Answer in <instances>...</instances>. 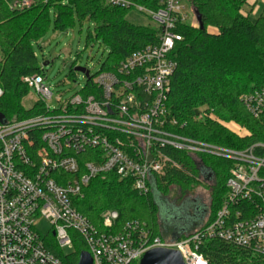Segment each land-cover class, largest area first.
<instances>
[{
  "label": "built area",
  "instance_id": "built-area-1",
  "mask_svg": "<svg viewBox=\"0 0 264 264\" xmlns=\"http://www.w3.org/2000/svg\"><path fill=\"white\" fill-rule=\"evenodd\" d=\"M6 1L11 10L24 11L38 0ZM156 1L153 9L108 0L112 6L131 8L154 20L158 42L131 53L115 71L85 75L82 91L61 107L52 110L47 105L52 93L42 74L23 78L38 95L42 111L0 121V264H65L36 229L39 219L50 224V235L62 252L74 250L71 232H77L93 264H139L153 249L178 251L184 264H208L201 251L208 240L223 241L264 259V143L232 150L166 128L167 122L169 127L177 124L174 118L166 119V104L177 67L170 54L182 41L178 28L199 25L194 7L188 11L184 0ZM3 95L0 86V99ZM241 101L264 122V89L245 94ZM199 112L200 117L207 116L205 107ZM207 117L218 121L213 113ZM165 148L189 153L197 165L202 154L232 162L226 195L211 222L207 219L184 238L163 240L137 221L113 231L119 214L112 210L102 214L104 230H99L73 206V199L91 180L108 173L129 180L140 195H148L152 175L181 168L162 153ZM88 152L89 161L78 158Z\"/></svg>",
  "mask_w": 264,
  "mask_h": 264
},
{
  "label": "trees",
  "instance_id": "trees-1",
  "mask_svg": "<svg viewBox=\"0 0 264 264\" xmlns=\"http://www.w3.org/2000/svg\"><path fill=\"white\" fill-rule=\"evenodd\" d=\"M132 4L156 9V0H127ZM202 17L204 29L183 25L178 28L182 41L170 54L176 63L171 78L166 119L174 118L175 126L166 128L192 140L209 145L245 150L255 143H264V122L255 119L245 108L241 98L255 90L264 89V14L251 21L245 14L247 0H190ZM55 12V29L66 30L78 16L96 24V39L101 37L110 46L111 53L101 71H115L131 53L158 42L154 28L135 26L126 20L133 10L115 7L108 0H38L31 8L13 11L6 0H0V86L4 91L0 99V113L5 120L22 119L42 111L36 103L25 110L22 102L29 94L23 78L42 74L32 42H38L51 24L50 12ZM216 28L214 34L208 28ZM90 86V83L88 84ZM205 114L213 113L218 121ZM222 122H234L249 132L240 138ZM162 153L181 168H168L164 174L152 175L148 195H140L129 180L114 173L96 176L73 206L99 230H104L102 214L112 210L119 214L116 227L127 223H145L161 239H181L196 229L181 232L179 229L162 231L159 198L166 199L172 188L186 192L189 187L201 184L200 170L189 153L170 148ZM91 154H80L86 161ZM201 165L213 174L214 186L208 211L211 222L226 195V183L232 162L207 154L200 155ZM89 161V158H87ZM198 229V228H197ZM74 250L64 254L52 235L46 243L49 249L65 264H77L84 241L72 231ZM208 264H264V259L248 251L219 240H208L201 249Z\"/></svg>",
  "mask_w": 264,
  "mask_h": 264
},
{
  "label": "rangeland",
  "instance_id": "rangeland-1",
  "mask_svg": "<svg viewBox=\"0 0 264 264\" xmlns=\"http://www.w3.org/2000/svg\"><path fill=\"white\" fill-rule=\"evenodd\" d=\"M253 1H256L255 13L251 12L249 6L247 10L250 13L251 21H256L264 14V0ZM183 3L188 11L193 9L189 0H184ZM192 16L190 14L189 23L193 22ZM126 20L135 26L154 29L157 27L154 20L140 14L137 10L129 13L126 16ZM50 21L51 24L45 35L38 42L33 41L32 45L41 67L42 75L45 78L44 84L52 93L51 99L46 103L52 110H55L73 95L81 92L86 85L85 74L77 72L75 69H85L90 76H96L101 71L103 63L107 61L111 48L103 38L98 37L96 39V24L89 19H79L78 16H75L73 24L63 31L55 29L54 11L50 12ZM196 22H198L197 17ZM217 31L216 28H208L209 33L215 34ZM38 101L39 97L36 92L29 90V94L23 100L22 105L25 110H30ZM222 124L243 133L241 135L245 134V137L249 135L246 128L234 122H222ZM242 128L245 130L244 132H241ZM198 167L201 184L189 187L186 192H181L178 188H172L166 199L162 200V198H159V220L162 231L179 229L181 232H188L203 226L206 220L209 219V214L207 216H192L196 204L202 208L209 209L211 190L214 186V180L206 181L203 176L207 173V170L201 165H198ZM36 229L45 240L48 239L50 242L48 236L51 233V226L47 221L39 219ZM63 252L67 255L72 253L69 249Z\"/></svg>",
  "mask_w": 264,
  "mask_h": 264
},
{
  "label": "water",
  "instance_id": "water-1",
  "mask_svg": "<svg viewBox=\"0 0 264 264\" xmlns=\"http://www.w3.org/2000/svg\"><path fill=\"white\" fill-rule=\"evenodd\" d=\"M194 10L199 28L203 30L204 26L202 23V17L196 9ZM75 71L82 72L86 76L89 75V72L85 69L76 68ZM3 120H5L4 115L0 113V121ZM203 176L206 181L213 180V174L211 172H208V170L207 173H205ZM77 264H93V259L88 252H82L79 256V261ZM139 264H184V262L178 251L167 249H153L144 255Z\"/></svg>",
  "mask_w": 264,
  "mask_h": 264
},
{
  "label": "flooded vegetation",
  "instance_id": "flooded-vegetation-1",
  "mask_svg": "<svg viewBox=\"0 0 264 264\" xmlns=\"http://www.w3.org/2000/svg\"><path fill=\"white\" fill-rule=\"evenodd\" d=\"M208 211V208H202L201 206L196 204L192 216H207Z\"/></svg>",
  "mask_w": 264,
  "mask_h": 264
},
{
  "label": "crops",
  "instance_id": "crops-1",
  "mask_svg": "<svg viewBox=\"0 0 264 264\" xmlns=\"http://www.w3.org/2000/svg\"><path fill=\"white\" fill-rule=\"evenodd\" d=\"M249 4V5H248ZM255 5H256V1H253V0H248L247 1V5L245 6V8H244V12L245 13H247V15H250V13L248 12V6H249V9L251 10V12H254L255 13V11L254 10H256L255 9Z\"/></svg>",
  "mask_w": 264,
  "mask_h": 264
}]
</instances>
